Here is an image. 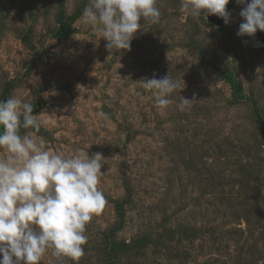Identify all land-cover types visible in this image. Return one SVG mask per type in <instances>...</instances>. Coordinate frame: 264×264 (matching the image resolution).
Instances as JSON below:
<instances>
[{"label": "rangeland", "instance_id": "1", "mask_svg": "<svg viewBox=\"0 0 264 264\" xmlns=\"http://www.w3.org/2000/svg\"><path fill=\"white\" fill-rule=\"evenodd\" d=\"M87 6L0 0V101L46 121L21 134L103 156L107 203L85 254L63 264H264V31L237 34V0L222 25L158 0L160 22L142 20L131 49L110 53ZM154 73L180 81L166 108L141 82ZM41 264H56L51 250Z\"/></svg>", "mask_w": 264, "mask_h": 264}, {"label": "clouds", "instance_id": "2", "mask_svg": "<svg viewBox=\"0 0 264 264\" xmlns=\"http://www.w3.org/2000/svg\"><path fill=\"white\" fill-rule=\"evenodd\" d=\"M230 0H181L182 13L198 18L215 15L228 24ZM243 22L239 36L254 37L264 31V0H237ZM158 0H88L83 18L93 28L100 26L105 47L110 53L130 50L131 42L143 31L141 21L159 23ZM111 56V55H110ZM146 90L156 93V106L166 108L169 96L181 88L169 74L141 81ZM191 101L182 96L178 107L184 110ZM43 123L33 114V104L17 97L0 101V264H41L51 250L56 264L65 258L79 261L85 254L86 226L98 216L107 201L98 187L102 155L53 153L38 132Z\"/></svg>", "mask_w": 264, "mask_h": 264}, {"label": "water", "instance_id": "3", "mask_svg": "<svg viewBox=\"0 0 264 264\" xmlns=\"http://www.w3.org/2000/svg\"><path fill=\"white\" fill-rule=\"evenodd\" d=\"M209 19L215 23H217L218 25H222L224 23L223 19L222 18H219L218 16H215V15H209L208 16Z\"/></svg>", "mask_w": 264, "mask_h": 264}]
</instances>
